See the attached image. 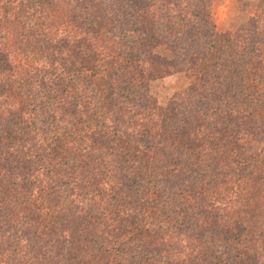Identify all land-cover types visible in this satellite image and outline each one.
Segmentation results:
<instances>
[{
  "label": "trees",
  "instance_id": "obj_1",
  "mask_svg": "<svg viewBox=\"0 0 264 264\" xmlns=\"http://www.w3.org/2000/svg\"><path fill=\"white\" fill-rule=\"evenodd\" d=\"M252 20L221 31L202 0H0V264H264ZM176 75L161 103L152 85Z\"/></svg>",
  "mask_w": 264,
  "mask_h": 264
},
{
  "label": "rangeland",
  "instance_id": "obj_2",
  "mask_svg": "<svg viewBox=\"0 0 264 264\" xmlns=\"http://www.w3.org/2000/svg\"><path fill=\"white\" fill-rule=\"evenodd\" d=\"M202 1L211 7L218 29L221 31H235L243 26H246L252 19H262V21H264V0ZM225 4H228L229 7L226 11L222 12L221 8ZM189 82V79L185 76L176 75L155 82L152 85V91L159 98L161 103H165L174 92L185 89Z\"/></svg>",
  "mask_w": 264,
  "mask_h": 264
},
{
  "label": "clouds",
  "instance_id": "obj_3",
  "mask_svg": "<svg viewBox=\"0 0 264 264\" xmlns=\"http://www.w3.org/2000/svg\"><path fill=\"white\" fill-rule=\"evenodd\" d=\"M228 7H229L228 4L223 5L222 8H221V11H222V12H223V11H226ZM222 18H223V17H222Z\"/></svg>",
  "mask_w": 264,
  "mask_h": 264
}]
</instances>
